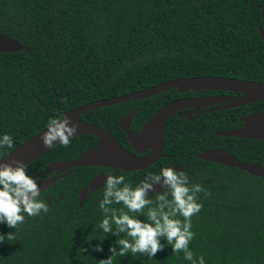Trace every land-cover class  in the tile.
I'll use <instances>...</instances> for the list:
<instances>
[{
  "label": "trees",
  "instance_id": "obj_1",
  "mask_svg": "<svg viewBox=\"0 0 264 264\" xmlns=\"http://www.w3.org/2000/svg\"><path fill=\"white\" fill-rule=\"evenodd\" d=\"M260 28L264 0H0V34L28 48L0 53V139L9 134L14 140L13 148L0 149V158L45 130L50 118H62L92 102L181 78L264 81ZM175 92L96 109L83 117L117 126L121 117L139 109L137 117L147 120L159 106L182 96ZM214 116L170 118L164 157L146 170L115 176L124 175L135 188L149 173L183 167L192 183L211 193L198 194L203 208L192 217L195 238L190 249L197 257L203 255L205 264H264V181L198 158L209 149H226L240 160L264 166V141L218 136L231 123L224 117L212 123ZM95 140L82 135L73 137L68 148L58 144L29 164L28 174L40 183L44 178L35 176L51 162L74 159ZM102 170L74 168L41 194L47 205L51 197L52 206L40 216L26 217L16 242L0 244V264H99L111 256L109 248L127 237L99 227L105 218L99 208L104 187L78 208L79 192ZM156 193L149 198L155 199ZM129 214L147 222L146 215ZM15 231L0 224V233ZM101 240L103 251H95ZM113 264L191 262L168 245L152 259L129 253L114 257Z\"/></svg>",
  "mask_w": 264,
  "mask_h": 264
},
{
  "label": "clouds",
  "instance_id": "obj_2",
  "mask_svg": "<svg viewBox=\"0 0 264 264\" xmlns=\"http://www.w3.org/2000/svg\"><path fill=\"white\" fill-rule=\"evenodd\" d=\"M46 127L47 131L42 136L44 147L51 148L60 144L68 148L78 132L79 124L72 123L71 118L65 115L62 119L50 118ZM13 147V137L4 134L0 139V149ZM27 168L19 160L0 164V224L16 230L7 234L0 233V244L5 240L8 243L16 242V233L26 222V217L40 216L49 211L48 205L40 200L41 190L36 179L28 174ZM156 184H161L166 191L163 194L157 192L155 199H150L149 192L155 191ZM201 192L205 197L211 195L202 184L192 183L187 172L173 168H162L159 174H147L145 180L135 188L126 182L124 175L107 176L104 197L99 204L105 218L99 227L104 233L117 237L123 233L127 238H118L109 248L112 255L100 260L99 264H113L114 257H124L129 253L152 259L168 245L175 254L183 252L184 259L191 264H205L204 256L197 257L189 247L195 238V233L191 231L192 217L203 208L202 203H198V194ZM169 194L171 199L168 198ZM113 204H122L127 211L110 207ZM129 213L146 215L147 222ZM164 239L166 244L161 243ZM102 242L94 246L95 251H103ZM81 251L87 252V249L82 248Z\"/></svg>",
  "mask_w": 264,
  "mask_h": 264
},
{
  "label": "water",
  "instance_id": "obj_3",
  "mask_svg": "<svg viewBox=\"0 0 264 264\" xmlns=\"http://www.w3.org/2000/svg\"><path fill=\"white\" fill-rule=\"evenodd\" d=\"M259 32L264 42V29H259ZM27 49L28 48L19 40L11 38L5 34H0V53H15ZM173 89H176L181 93L189 91L199 92L204 90L243 93L244 95L240 99L232 98V107H238L264 99V83L224 77H195L171 80L139 92L92 102L85 106L65 112L63 117L66 115L71 118L72 123L79 124L78 132L74 137L79 135L94 136L99 138L101 143L97 149L87 151L78 158L53 162L50 164L39 176L36 177L43 178L49 174L55 173V176L38 183L41 190L40 194L50 189L59 180L68 176L71 173V169L74 168L96 166L113 168L114 170L120 169L124 172H132L147 169L158 162L164 155L165 127L169 119L180 111L188 108H198L197 105L200 104L201 100L197 99V101L196 99L183 98L169 102L157 111L143 126L141 132L137 134L130 130V123L136 112L122 119L121 129L126 133L128 141L132 146L139 152H142L147 148L151 149V153L144 158H138L129 153L109 132L100 127L83 122L80 119V116L100 108L149 99ZM188 117L190 116L188 115ZM244 122L245 127L243 129L217 132L216 134L221 137L264 141V113L251 115L244 119ZM46 131L47 128L1 157L0 164L19 160L28 166L50 149L57 146L58 144H55L51 148L44 147L42 136ZM198 158L206 162H212L229 168H237L253 176L260 177L264 181L263 166L257 163L241 161L225 149H209L200 154ZM173 169L183 171L182 167ZM106 180L107 178L105 175H100L90 182L88 188L80 193L81 200L79 208H82L87 203L90 193H95L104 187ZM154 188L155 191L150 190V195H153L155 192L163 193L166 190L161 184H156ZM51 202V199H49V206L51 205Z\"/></svg>",
  "mask_w": 264,
  "mask_h": 264
},
{
  "label": "flooded vegetation",
  "instance_id": "obj_4",
  "mask_svg": "<svg viewBox=\"0 0 264 264\" xmlns=\"http://www.w3.org/2000/svg\"><path fill=\"white\" fill-rule=\"evenodd\" d=\"M261 29V28H260ZM263 29V28H262ZM236 79V78H234ZM240 80H243V79H240ZM245 81H251V82H259V83H264V81H252V80H245ZM177 94L179 95H182L180 97H176L174 98L173 100L169 101V102H172V101H175V100H179V99H183V98H187V99H198V100H201L200 104L197 105L198 108H188L186 110H183V111H180L179 113L175 114L174 116H178V117H183V118H186L187 120L189 121H193L194 118H201L202 116L206 115V114H215L214 117H211L210 119L212 120V123L215 122V121H219L220 119H222L224 117L225 121L227 122H230L231 125H230V128L229 130H237V129H243L245 127V122H244V119H246L247 117L251 116V115H255V114H260V113H264V99L263 100H259V101H255V102H252V103H248V104H245V105H242V106H238V107H232L233 105V101H232V98L233 99H240L243 97V93H240V92H230V91H199V92H194V91H189V92H178L176 90ZM162 94V93H161ZM160 95V94H159ZM158 96V95H156ZM155 97V96H154ZM152 98V97H151ZM150 99V98H149ZM147 100V99H145ZM197 100V101H198ZM138 101H142V100H138ZM169 102L159 106L160 104L158 103L157 105L159 106V108L147 119L145 120V118L143 116H140V117H137L138 113H139V109H134V110H131L129 113H127L126 115H124L123 117H121L118 121V125L116 126V123H111L112 125H108L106 123H99V124H95L96 122H91V119L90 118H87V117H83L84 115H81L80 116V119L87 123V124H91V125H94V126H97V127H100L104 130H106L107 132H109L117 141L118 143L126 150L128 151L129 153L133 154L134 156L138 157V158H144L146 156H148L150 153H151V149H144L142 152H139L137 151L133 146L132 144L128 141V137L126 135V133L121 129V121L122 119H124L126 116L134 113V117L132 118L131 120V123H130V130L132 132H134L135 134L141 132L143 126L151 119V117L157 112L159 111L164 105L168 104ZM204 102V103H202ZM188 115L190 117H188ZM173 116V117H174ZM63 117V116H62ZM172 118V117H171ZM199 120H202V119H199ZM204 125V124H203ZM79 136H82V135H79ZM77 136V137H79ZM88 136V135H86ZM95 140V144L93 147H90L88 150L86 151H83L80 155H82L83 153L87 152V151H90V150H94V149H97L101 143V140L97 137H94L92 136ZM165 145V144H164ZM54 148V147H53ZM226 150V149H225ZM231 153V152H230ZM232 154V153H231ZM79 155V156H80ZM234 155V154H233ZM78 156V157H79ZM235 156V155H234ZM76 157V158H78ZM164 157V155H163ZM162 157V158H163ZM237 157V156H236ZM161 158V159H162ZM238 158V157H237ZM75 159V158H74ZM160 159V160H161ZM159 160V161H160ZM67 161V160H66ZM158 161V162H159ZM241 161H244V160H241ZM55 162H58V161H55ZM158 162H156L155 164H157ZM244 162H249V163H257L259 165L262 166V164L258 163V162H254V161H244ZM53 162H51L50 164H52ZM49 164V165H50ZM154 164V165H155ZM48 165V166H49ZM152 165V166H154ZM47 166V167H48ZM150 166V167H152ZM46 167V168H47ZM91 167H96V166H91ZM148 167V168H150ZM178 167H181V166H170L169 168H178ZM264 167V166H263ZM81 168V167H80ZM98 168H102L104 170H102L100 173H98L95 177L97 176H100V175H105L106 178L107 176L109 175H116L117 173L121 172L122 170L120 169H116L114 170L113 168H103V167H98ZM147 168V169H148ZM183 168V167H182ZM146 170V169H144ZM105 171V172H104ZM139 171H143V170H139ZM183 171H184V168H183ZM104 172V173H103ZM124 172V171H122ZM132 172H137V171H132ZM71 173H72V169H71ZM71 173L68 175L70 176ZM126 173H129V172H126ZM131 173V172H130ZM41 174V173H40ZM39 174V175H40ZM39 175H36L35 178ZM55 176V173H52V174H49L45 177H43L45 179H48V178H51ZM66 176V177H68ZM65 177V178H66ZM94 177V178H95ZM93 178V179H94ZM64 179V178H63ZM92 179V180H93ZM41 180V181H43ZM62 180V179H61ZM40 181V182H41ZM60 181V180H59ZM56 184V183H55ZM54 184V185H55ZM90 184V183H89ZM53 185V186H54ZM52 186V187H53ZM89 186V185H88ZM105 186V185H104ZM51 187V188H52ZM50 188V189H51ZM88 188V187H87ZM85 188V189H87ZM48 189V190H50ZM84 190V189H83ZM81 190L79 192V196H80V193L83 191ZM47 191V190H46ZM45 191V192H46ZM44 193V192H43ZM42 193V194H43ZM41 195V194H40ZM154 195V193H153ZM90 196V195H89ZM152 196V195H151ZM60 198H62V196H60ZM51 199V197H48L47 198V202L48 200ZM89 199V198H88ZM80 200H81V197H80ZM80 200H79V204H80ZM52 201V199H51ZM53 202H51V205L52 206ZM49 206V205H48ZM78 208H79V205H78Z\"/></svg>",
  "mask_w": 264,
  "mask_h": 264
}]
</instances>
